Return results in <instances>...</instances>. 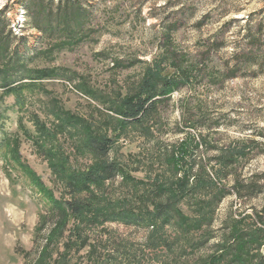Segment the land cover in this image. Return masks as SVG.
Segmentation results:
<instances>
[{
    "label": "rangeland",
    "instance_id": "rangeland-1",
    "mask_svg": "<svg viewBox=\"0 0 264 264\" xmlns=\"http://www.w3.org/2000/svg\"><path fill=\"white\" fill-rule=\"evenodd\" d=\"M22 1L0 0L14 41L20 37L32 49L30 74L37 73L20 81L0 73V264H156L144 247L145 228L70 218L60 232L50 208L70 198V175L93 163L84 148L90 136L115 138L111 156L122 172L107 184L108 196L134 197L136 210L142 183L163 172L166 150L177 156L190 143L200 162V155L217 154L213 146L240 138L264 144V68L219 75L223 64L236 66L247 20L253 34L262 32L264 46V0H170L166 8L161 0H83L93 11L94 32L80 40L70 38L72 28L44 37ZM191 7L192 16L180 13ZM170 24L177 53L197 66L190 85L174 91L142 127L127 125L113 104L161 56ZM220 29L226 45L203 59ZM254 150L246 171L264 169V146ZM233 199L222 203L216 225Z\"/></svg>",
    "mask_w": 264,
    "mask_h": 264
},
{
    "label": "trees",
    "instance_id": "trees-1",
    "mask_svg": "<svg viewBox=\"0 0 264 264\" xmlns=\"http://www.w3.org/2000/svg\"><path fill=\"white\" fill-rule=\"evenodd\" d=\"M161 1L163 8L170 2ZM22 2L30 23L44 37L67 28H72L70 38L92 37L93 11L83 0ZM180 13L190 17L194 9L183 8ZM159 19L166 25L165 18ZM246 22L248 40L241 52L234 53V68L228 63L221 66L219 75L223 79L235 78L238 72L253 66L264 68L262 32L257 30L253 34L250 20ZM9 25L6 12L0 10V73L10 77V81L31 79L37 75L30 74L27 67L33 59L27 53L32 49L20 37L14 41ZM172 25L165 26L166 47H160L161 56L113 104L112 111L127 125L142 127L174 91L190 85L197 66L177 53ZM223 33L220 29L216 40L207 43L202 50L203 59L226 45L224 39L218 38ZM204 141L195 144V151L200 150ZM262 146L256 138H240L228 146H213L217 154L208 158L200 155V162L193 160L190 143L179 146L177 156L166 150L163 172L142 183L146 189L135 201L143 205L136 210L131 205L134 197L108 196L107 184L122 172L121 163L111 156L116 148L115 138L90 136L84 148L93 156V163L85 171L70 175L66 182L70 198L55 202L50 208L59 216L56 230L61 232L70 218L93 224L120 222L147 230L144 247L152 252L156 264H264V169L246 171L244 167L254 149ZM230 196L234 199L227 214L216 225L218 210Z\"/></svg>",
    "mask_w": 264,
    "mask_h": 264
}]
</instances>
